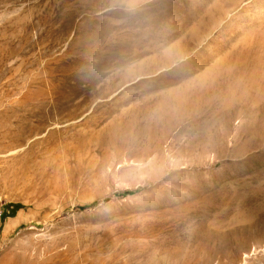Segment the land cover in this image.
<instances>
[{"label": "rangeland", "instance_id": "1", "mask_svg": "<svg viewBox=\"0 0 264 264\" xmlns=\"http://www.w3.org/2000/svg\"><path fill=\"white\" fill-rule=\"evenodd\" d=\"M263 50L264 0H0V264H264Z\"/></svg>", "mask_w": 264, "mask_h": 264}, {"label": "bare ground", "instance_id": "2", "mask_svg": "<svg viewBox=\"0 0 264 264\" xmlns=\"http://www.w3.org/2000/svg\"><path fill=\"white\" fill-rule=\"evenodd\" d=\"M260 45H262V44H260ZM262 47V46H261ZM264 51V50H263ZM262 55V54H261Z\"/></svg>", "mask_w": 264, "mask_h": 264}]
</instances>
